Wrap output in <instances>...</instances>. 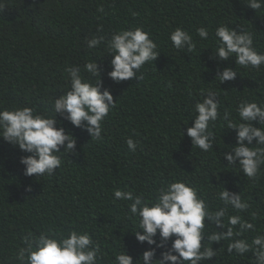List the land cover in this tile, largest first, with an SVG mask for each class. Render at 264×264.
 I'll list each match as a JSON object with an SVG mask.
<instances>
[{"label":"trees","instance_id":"trees-1","mask_svg":"<svg viewBox=\"0 0 264 264\" xmlns=\"http://www.w3.org/2000/svg\"><path fill=\"white\" fill-rule=\"evenodd\" d=\"M101 6L103 14L97 11ZM221 23L252 32L257 50L264 51V10L255 12L245 0H0V108L29 105L50 112L48 99L63 89L65 68L94 58L101 90L108 88L115 101L99 142L57 114L61 126L76 138L77 154L62 156L52 176H25L20 158L28 153L0 138L2 264H16L13 254L22 246V235L49 227L87 230L108 257L123 247L136 259L148 245L138 243L130 232L135 231L134 222L119 221L128 202L114 200L113 192L121 189L147 198L174 178L195 184L209 200L220 184L241 192L251 205L246 218L257 213L258 228L264 229V166L256 180H249L238 169L222 166L227 162L221 156V165L217 152L192 148L186 135L192 105L204 89L216 91L221 110L228 109L233 118L239 101L264 100V66L252 70L237 65L240 75L234 80L218 84L214 79L218 69L235 67L232 60L217 62L211 54L212 33ZM98 25L106 37L135 27L150 33L161 53L141 69L143 79L114 82L107 76L111 58L103 56V46L86 47V39L98 34ZM200 26L210 35L197 50L183 53L171 46L168 35L175 27L199 40L195 29ZM223 127L218 120L213 128L221 149L235 143V130L221 133ZM129 137L139 141L135 153L128 150ZM216 264L251 260L224 253Z\"/></svg>","mask_w":264,"mask_h":264},{"label":"clouds","instance_id":"clouds-1","mask_svg":"<svg viewBox=\"0 0 264 264\" xmlns=\"http://www.w3.org/2000/svg\"><path fill=\"white\" fill-rule=\"evenodd\" d=\"M245 4L255 12L264 10V0H245ZM97 11L103 14L105 10L101 6ZM97 33L86 39V47L91 50L103 46V56L111 58L107 76L114 82L143 79L141 69L161 53L142 27L115 30L106 37L103 26L98 25ZM195 35L199 40L183 27H175L168 40L174 49L188 53L197 50V44L208 40L210 33L200 26ZM212 38V57L217 62L232 60L235 64L234 68L218 69L214 78L218 84L234 80L239 74L237 65L252 70L264 66V51L257 50L252 32L221 23ZM64 71L67 79L63 89L48 99L50 112H38L29 105L0 108V138L28 153L20 158L25 176H52L61 167L62 156L77 154L76 138L61 126L57 114L73 127L85 130L90 140L104 139L102 124L115 101L108 88L101 90L97 58ZM198 95L200 98L192 105L191 125L186 127L192 148L217 152L219 162L221 156L227 162H220L222 166L236 168L243 177L256 180L264 166V100L239 101L233 118L231 111L221 110L216 91L204 89ZM189 120L184 124L188 125ZM218 120L225 125L221 133L235 130V143L223 142L230 146L222 148L227 151L215 143L213 128ZM125 142L135 153L139 141L129 137ZM113 198L128 202L124 219L119 221L134 222L135 231L130 232L138 243L148 245L136 259L123 247L108 257L87 230L49 227L38 234L27 232L21 236L22 246L13 254L16 264H216L224 253L247 257L251 264H264V229L258 228L257 213L246 218L251 205L241 192L220 184L214 200H209L195 184L174 178L157 187L151 197L115 189Z\"/></svg>","mask_w":264,"mask_h":264}]
</instances>
